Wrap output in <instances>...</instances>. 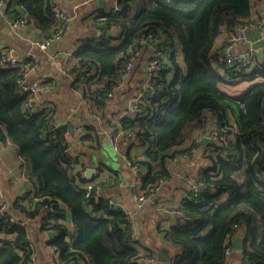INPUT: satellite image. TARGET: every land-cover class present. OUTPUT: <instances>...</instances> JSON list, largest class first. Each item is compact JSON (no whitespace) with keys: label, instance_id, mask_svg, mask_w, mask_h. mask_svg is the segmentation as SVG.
I'll return each mask as SVG.
<instances>
[{"label":"trees","instance_id":"obj_1","mask_svg":"<svg viewBox=\"0 0 264 264\" xmlns=\"http://www.w3.org/2000/svg\"><path fill=\"white\" fill-rule=\"evenodd\" d=\"M5 1L7 14L26 16L49 34L55 26L66 28L69 22L54 15L52 0H18L15 5L14 0ZM251 11L252 0H117L116 6L93 18L98 31L81 37L73 53V70H80L74 86L86 78L80 85L83 93L104 111V97L122 81V65L143 45L141 40L152 33L157 40L153 46L165 50L162 67L151 75L147 89L154 94L145 112L120 120L119 145L128 163L147 169L144 185L166 174L165 163L175 153L172 148L182 142L190 125H200L210 115L221 129L229 125V115L233 117L235 138L226 129L227 143L211 145L208 156L213 163L200 172L209 190L198 196L190 193L179 203L192 221L165 230L167 241L178 249L171 264H222L225 249L233 248V237L240 231L243 263L264 264V181L256 175L257 170H264V81L254 82L238 96L225 92L219 86L223 76L216 66L224 64L222 51H214L222 27L235 31ZM115 27L118 35L110 34ZM30 64L3 67L0 63V135L17 146L32 186L15 204L23 198L30 200L22 212L29 219L39 216V230L54 232L46 243L53 254L58 252L60 262L133 264L139 250L129 213L96 197V185L87 194L86 184L95 182L96 175L87 177L76 156L78 168H71L69 125L50 129L55 109L45 106L30 112L28 94L19 92L17 78ZM228 70L249 79L264 78V61L251 73ZM139 90H145L143 82ZM91 130L83 139L96 138L100 143L99 128ZM98 169L103 170L102 166ZM224 193L228 198L219 201ZM45 205L57 211L53 214ZM68 210L71 228L60 222ZM33 224L31 220L20 226L0 218V233L16 232L15 239L0 238V264H31L36 251L30 235Z\"/></svg>","mask_w":264,"mask_h":264},{"label":"crops","instance_id":"obj_2","mask_svg":"<svg viewBox=\"0 0 264 264\" xmlns=\"http://www.w3.org/2000/svg\"><path fill=\"white\" fill-rule=\"evenodd\" d=\"M17 1L14 0L12 3L15 5ZM52 1L72 16L69 22L67 21L64 37L49 48L42 49L35 44V41L47 38L49 33L41 30L34 21L28 22L26 26L17 31L11 29L10 23L14 17L0 7V53L8 48H13L17 55L23 57L24 63H32L35 60L39 62L38 69L29 74V77L30 79H40L41 86L38 96L43 105L53 107L56 111V118L69 125L73 134L68 136L71 151L83 164L85 175L88 168H94L95 171L92 175H96V180L93 183L96 184L103 198H111L118 202L139 223L136 239L138 250L142 245H147L149 250L157 255L158 264H171L178 249L167 241L165 230L170 225L178 223L179 216L176 214V210L179 208L181 200L185 198V193L189 195L188 180L200 177L201 170L208 168L213 163L208 156L209 150L212 144H219V142L208 135L218 128L216 118L208 115L200 125L194 123L186 129L182 142L172 148V152H175L172 155L185 151L189 157L178 158L173 162H170L169 159L166 161V174L162 177L164 180L158 190L140 207L136 196L149 190L159 181L144 185L143 178L147 174V169L144 167L134 169L126 161L120 145L112 144L110 123L129 107L130 96L134 92H138L136 90L142 82L145 89L149 87L146 84L150 83L153 74L149 67V60L156 48L153 45L157 42H147L139 48L132 69L123 73V79L113 91V96L105 100L106 109L103 111L83 93L80 85L86 78H82L77 83L79 87L74 86L80 70H73L76 63L73 53L79 46L81 37L98 31L95 24L92 25V20L95 16L100 15L102 10L108 11L112 7V2L104 0L103 5L100 6L98 0ZM243 25L246 26L245 37L236 45L235 49L253 53L255 65L243 71L251 73L258 63L264 61V0H252L251 15ZM109 32L112 35H118L119 29L111 28ZM231 33L232 31H229L227 27H222L221 33L215 41V52L220 53L223 50ZM179 58L182 60L181 54ZM216 64L223 76L219 86L233 96L245 92L254 82L264 81L261 76L249 79L235 75L234 72L227 69L226 65ZM108 120L110 121L108 122ZM228 121L230 126L235 127L233 117L230 115ZM93 127L99 128L100 143L96 138V141L83 139L85 135L92 132L91 128ZM232 132L230 137L235 138V132L233 130ZM201 133L203 134L200 136ZM204 137L211 138L212 143H203ZM155 165L160 168V164ZM99 166H102L103 170H99ZM25 171L26 166L19 156L17 146L7 137L0 139V203L5 204L7 211L13 217L28 222L34 221L30 235L36 253L41 260L44 258L42 264H48V262L55 264L54 251L46 243L54 232L50 231L49 233L36 227L38 226L36 219L39 216L32 219L25 218L21 207L29 206L28 198L20 199L21 201L19 200L18 204H15L17 199L32 189ZM143 171L145 172L142 173ZM227 198L228 194L224 193L219 201ZM66 215L67 218L61 219L60 222L71 228L73 223L69 210ZM237 238L243 241L241 231L233 237V241ZM241 249L233 245L229 264H244Z\"/></svg>","mask_w":264,"mask_h":264},{"label":"built area","instance_id":"obj_3","mask_svg":"<svg viewBox=\"0 0 264 264\" xmlns=\"http://www.w3.org/2000/svg\"><path fill=\"white\" fill-rule=\"evenodd\" d=\"M110 1L112 2V5L116 6L117 0H110ZM0 7L4 11H6V1L5 0H0ZM53 12H54V15L61 21H69L72 18L71 15L65 12L58 5L53 6ZM28 22L29 21L27 20L26 16L13 18V20L10 23V27L11 29L17 31L18 29L26 26ZM65 33H66V28L64 26L57 25L55 26L54 30L49 34L47 38L38 39L35 41V44L42 49H47L50 46H52L54 43H56L57 41L61 40L64 37ZM245 33H246V26L245 25L238 26L235 29V31L230 34L229 39L221 52V61L226 65L228 69H231V70L250 69L255 65V60H254L255 58L252 52L237 51L235 49L236 45L239 42H241L242 39L245 37ZM147 42H157L155 36H153L152 33H149L145 38L141 40V43L143 44H146ZM138 52H139V49H135L133 51V56L123 63L122 68H123L124 73L129 72L132 69L135 57L138 54ZM166 58L167 56L165 54V50L160 47H156L152 57L149 60V67L151 71L155 72L156 70L161 68ZM23 60H24L23 57L17 55V53L15 52V49L13 48H8L4 50L3 52H1L0 63L3 67H17L20 65L24 66ZM38 67H39V62L36 60L33 61L30 65L26 66V69H24L21 72L20 76L17 78V85H18L19 92L27 93L29 96V101L27 103V106L30 112H35L37 110H43L45 107L38 96L40 86H41L40 79H30L29 77V74H32V72L36 71ZM146 85L150 86V83H147ZM153 94H154L153 89L150 90L146 88L145 90H140L130 96V102L128 105L129 107L125 109L121 113V115L118 116L116 120L113 119V122H111L110 124V129H111L110 136H111L112 144L114 146H118L120 139L122 137V134H123V131L120 129L121 118L126 117V116L134 117V116L142 115L146 110L147 100L151 96H153ZM112 96H113V91L109 92L104 97V100H108ZM63 124H65V122H62L60 119H57L56 115H54L53 118L50 120L49 127L50 129H53ZM226 129H231L234 132H236L235 127L226 125V126H223V128L221 129L219 128L214 129L211 132V135H208V136L216 139L219 142V144H226L228 141L227 135L225 134ZM202 134L203 133H201L200 136ZM66 135H67V140L69 143L68 154L73 159L71 163V168L76 169L78 168V164L74 160L75 155H73L71 151V143L68 137L69 135L70 136L73 135L70 129L67 131ZM0 139H2L1 135H0ZM188 157H189V154L185 151H182L178 154L170 155L168 159L170 162H173L177 160L178 158L185 159ZM129 164L134 169L140 168L137 164H131L130 162ZM144 172L145 171H143L142 173ZM256 175L258 176L260 180L264 181V170H257ZM163 180L164 178H161L155 186L151 187L149 190L145 192H141L139 195L136 196L137 203L140 207H142L149 200V198L158 190ZM95 185L96 184L93 182H89L86 184L88 195L95 188ZM187 186L189 189V194L191 193L194 196H198L203 191L209 190V188H207L205 184L204 179L201 177L189 179L187 182ZM210 192H212V190ZM0 194H1V191H0ZM94 195L96 197H103L97 187L94 190ZM187 196L189 195L185 193L184 197H187ZM107 199H108L109 204H111L112 206L123 208L115 200L111 198H107ZM44 208H49V211L52 212L53 214L57 211V209L52 205H45ZM176 214L179 216L178 223L180 224H185V223L192 221V218L188 214L187 211H184L178 208L176 210ZM0 218L11 220L12 222L20 226H25L28 223V221L26 220L13 217L7 211V208L5 207L4 203H0ZM129 218H130V227L133 232V237L137 239L139 223L131 216V214H129ZM234 226L236 227L237 225H234ZM0 238L1 239H15L16 232H6V233L1 232ZM232 250L233 248H231L230 246H228L225 249V258L222 264H229L230 258L232 256ZM53 259L55 260L57 264H80L78 260H71L67 263L60 262L58 252L57 253L55 252V254L53 255ZM31 264H39L36 251L32 256ZM133 264H158V258L156 254H154L152 251L149 250L147 245H142L139 249L138 256L134 259Z\"/></svg>","mask_w":264,"mask_h":264},{"label":"water","instance_id":"obj_4","mask_svg":"<svg viewBox=\"0 0 264 264\" xmlns=\"http://www.w3.org/2000/svg\"><path fill=\"white\" fill-rule=\"evenodd\" d=\"M98 3H99L100 6H101V5H103L104 0H98ZM202 142H203V143H212V140H211V138H209V137H204L203 140H202ZM94 171H95V169L92 168V167H90V168L87 169V171H86V175H87L88 177H91L92 174L94 173ZM233 245H234V247L242 248L243 245H244V243H243V241H242L240 238H237V239H235V240L233 241Z\"/></svg>","mask_w":264,"mask_h":264},{"label":"rangeland","instance_id":"obj_5","mask_svg":"<svg viewBox=\"0 0 264 264\" xmlns=\"http://www.w3.org/2000/svg\"><path fill=\"white\" fill-rule=\"evenodd\" d=\"M181 56H182V54H181ZM139 91H140V90H139ZM42 260L44 261V258H42ZM42 260H41L40 257H38V263H39V264H42ZM48 264H49V262H48Z\"/></svg>","mask_w":264,"mask_h":264}]
</instances>
